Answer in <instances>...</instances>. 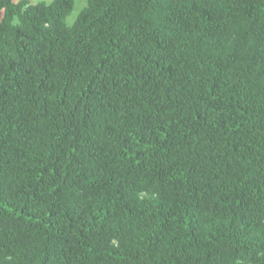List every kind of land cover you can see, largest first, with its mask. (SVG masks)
Returning <instances> with one entry per match:
<instances>
[{
	"label": "trees",
	"instance_id": "16d2710c",
	"mask_svg": "<svg viewBox=\"0 0 264 264\" xmlns=\"http://www.w3.org/2000/svg\"><path fill=\"white\" fill-rule=\"evenodd\" d=\"M0 0V264H264V0Z\"/></svg>",
	"mask_w": 264,
	"mask_h": 264
},
{
	"label": "rangeland",
	"instance_id": "374dc122",
	"mask_svg": "<svg viewBox=\"0 0 264 264\" xmlns=\"http://www.w3.org/2000/svg\"><path fill=\"white\" fill-rule=\"evenodd\" d=\"M32 1L33 2H39V1H43V0H32ZM44 1L52 2L53 0H44ZM86 4H87V0H76L75 10L71 14V16L68 18L69 23H73L76 20V18L80 15L82 9H84Z\"/></svg>",
	"mask_w": 264,
	"mask_h": 264
},
{
	"label": "snow or ice",
	"instance_id": "6c2138e0",
	"mask_svg": "<svg viewBox=\"0 0 264 264\" xmlns=\"http://www.w3.org/2000/svg\"><path fill=\"white\" fill-rule=\"evenodd\" d=\"M0 16H2V13H0Z\"/></svg>",
	"mask_w": 264,
	"mask_h": 264
}]
</instances>
